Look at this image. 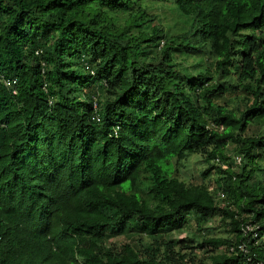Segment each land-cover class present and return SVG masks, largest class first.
I'll return each instance as SVG.
<instances>
[{"label":"trees","instance_id":"16d2710c","mask_svg":"<svg viewBox=\"0 0 264 264\" xmlns=\"http://www.w3.org/2000/svg\"><path fill=\"white\" fill-rule=\"evenodd\" d=\"M213 217L225 236L189 235ZM246 254L264 260V0H0V264Z\"/></svg>","mask_w":264,"mask_h":264},{"label":"rangeland","instance_id":"374dc122","mask_svg":"<svg viewBox=\"0 0 264 264\" xmlns=\"http://www.w3.org/2000/svg\"><path fill=\"white\" fill-rule=\"evenodd\" d=\"M145 3V2H144ZM158 6H160L157 11L155 10L154 12H156V23L161 24L165 29H167L168 25L172 26L173 29H176L175 24L177 23V21L179 22L180 19L177 17L175 11L172 9L171 4L169 3H160ZM262 123V121H259V124ZM227 155L229 156H233V148H231L230 145H227L225 150ZM233 163V161H232ZM206 164L203 160H201L199 158V156H191L188 159V166L186 167V171H183L182 175H188L187 179L192 181V182H199L201 181V176H200V172L203 171V169L205 168ZM234 166V164H233ZM223 167H225L223 165ZM233 168H236L235 166ZM185 170V169H183ZM187 173V174H185ZM218 180V173L216 171H212L208 174V177L205 179V183H207L209 189H213L215 187L216 181ZM203 227H208L211 226L212 230L209 231H199V230H195V228L193 227L192 229H188L189 235H192L191 233H194L195 236L197 237H201L202 235H214V236H225L226 235V228L220 225L219 220L217 219V217H213L210 220H208L207 222H201ZM178 235H176L175 233L173 234V237H177V236H183L184 233L180 232L177 233ZM121 239L119 240L120 242L124 241V237L120 236Z\"/></svg>","mask_w":264,"mask_h":264},{"label":"built area","instance_id":"2783aa9c","mask_svg":"<svg viewBox=\"0 0 264 264\" xmlns=\"http://www.w3.org/2000/svg\"><path fill=\"white\" fill-rule=\"evenodd\" d=\"M4 82L6 84H10V83H12L14 81L13 80H10V79H5ZM236 161L239 162V159L237 158ZM222 196H223V194L220 193V197H222ZM249 230H252V228L250 226H246V228L244 229V232H247ZM255 236L256 235L253 234V237H255ZM229 248H230V250L232 249V247H229ZM238 250L241 251L242 253H246L247 252V249L242 244H239L238 245ZM244 264H264V260L254 261V260H251V258L248 257L247 254H246V260H245V263Z\"/></svg>","mask_w":264,"mask_h":264},{"label":"clouds","instance_id":"9594fccd","mask_svg":"<svg viewBox=\"0 0 264 264\" xmlns=\"http://www.w3.org/2000/svg\"><path fill=\"white\" fill-rule=\"evenodd\" d=\"M5 79H8V78H3V79H2V80H3V84L6 85V86H12V85L16 82L15 79H10V80H13L14 82H12V83H10V84H6V83L4 82ZM14 93H15V91H14ZM93 108L96 109V103H95V102L93 103Z\"/></svg>","mask_w":264,"mask_h":264}]
</instances>
